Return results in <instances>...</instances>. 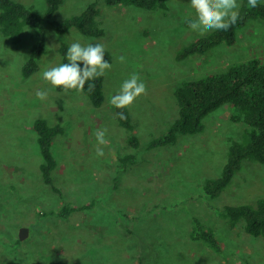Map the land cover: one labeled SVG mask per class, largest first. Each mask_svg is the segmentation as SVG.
Returning <instances> with one entry per match:
<instances>
[{
    "label": "rangeland",
    "instance_id": "obj_1",
    "mask_svg": "<svg viewBox=\"0 0 264 264\" xmlns=\"http://www.w3.org/2000/svg\"><path fill=\"white\" fill-rule=\"evenodd\" d=\"M19 1L44 16V0ZM93 1L104 35H57L46 19V52L31 78L22 76L21 66L30 53L32 30L26 27L17 43L0 32V264H264V239L246 233L241 223L230 226L201 189L204 178L219 174L229 138L240 137L243 124L231 119L229 105L209 113L201 132L145 148L177 116L173 90L183 79L250 58L264 61V19L237 29L231 45L177 60L179 47L203 35L188 27L197 18L190 0H169L165 11L62 0L49 19L62 20ZM59 40L100 43L113 53L101 107L42 78L43 71L60 64ZM133 73L147 91L128 107L133 123L128 131L114 119L110 98ZM39 90L48 94L43 101L36 97ZM37 116L64 127L52 142L53 179L60 193L39 172L42 158L32 125ZM98 129H107L109 141L100 146L102 157L96 155ZM131 134L138 138L137 147L128 142ZM126 154L135 162L124 166L120 157ZM260 195L264 163L245 160L234 182L210 202L254 203ZM66 203L89 207L62 216ZM192 216L215 228L221 253L189 238ZM23 226L28 232L20 239Z\"/></svg>",
    "mask_w": 264,
    "mask_h": 264
},
{
    "label": "trees",
    "instance_id": "obj_2",
    "mask_svg": "<svg viewBox=\"0 0 264 264\" xmlns=\"http://www.w3.org/2000/svg\"><path fill=\"white\" fill-rule=\"evenodd\" d=\"M169 0H103L108 6L130 5L139 8L165 11ZM44 16L36 12L31 5L19 0H0V32L13 43L21 39L26 27L33 32V43L29 56L21 66L24 78L33 77L39 69V61L46 52V30L44 21L50 20L54 32L64 35L67 32L78 33L83 36L101 37L104 28L97 17L100 9L96 3L89 2L79 13L72 14L62 20L49 19L58 10L62 0H44ZM239 19L227 30H211L200 35L179 47L174 56L183 60L189 56L205 54L218 45H231L236 40L237 29L245 26L252 20L264 19V2L258 0V5L252 8L247 0H240ZM71 44L59 40L56 50L59 53L60 64L67 63V49ZM105 60L111 62L113 53L105 48ZM82 67V66H81ZM93 83L90 91L88 84ZM60 91L76 92V90ZM84 94L93 107H101L105 102L104 76L86 82ZM175 103L178 108L177 116L168 124L165 131L152 138L146 149L172 144L181 134H195L204 128V118L222 105H229L232 110L231 119L242 123L243 128L239 139L229 138L224 159L219 174L203 179L201 189L209 205L215 212L234 226L242 224L243 230L253 236L264 239V195L258 196L254 203L231 204L225 203L215 206L210 200L218 198L235 180L244 161L264 163V61L259 58H250L244 61L233 62L222 70L207 73L192 79H183L173 90ZM117 113H123L126 119H120ZM114 119L117 124L132 131L133 123L128 107L117 109L114 107ZM36 142L42 161L39 172L44 183L60 193L54 184L53 173L57 160L52 152L53 138L64 133L60 124L50 125L45 117L37 116L33 120ZM128 142L133 146L139 145L138 138L131 134ZM121 165L135 162L132 154L120 157ZM89 204L74 206L64 204L59 214L68 216L72 211L83 210ZM188 236L191 240L201 243L213 252L221 253L222 247L215 228L204 223L198 216L190 218Z\"/></svg>",
    "mask_w": 264,
    "mask_h": 264
},
{
    "label": "clouds",
    "instance_id": "obj_3",
    "mask_svg": "<svg viewBox=\"0 0 264 264\" xmlns=\"http://www.w3.org/2000/svg\"><path fill=\"white\" fill-rule=\"evenodd\" d=\"M191 7L196 12V20L190 21L188 27L193 31L204 34L211 30H227L237 22L239 17V4L237 0H190ZM250 7L255 8L258 0H247ZM67 63L51 67L42 72V78L55 88L64 90H84L86 82L104 76L112 65L105 60V46L100 43L81 44L79 41L73 42L67 49ZM121 62L124 57H119ZM83 65L81 67L80 65ZM93 83L88 84L91 91ZM146 85L133 73L126 79L118 92L110 98V104L117 109L131 107L135 100L146 94ZM47 92L39 90L36 97L40 100L47 98ZM120 119H126L123 113H117ZM107 129H98L96 132V155H104L103 145L109 141L106 139Z\"/></svg>",
    "mask_w": 264,
    "mask_h": 264
},
{
    "label": "water",
    "instance_id": "obj_4",
    "mask_svg": "<svg viewBox=\"0 0 264 264\" xmlns=\"http://www.w3.org/2000/svg\"><path fill=\"white\" fill-rule=\"evenodd\" d=\"M27 232H28L27 227H24V226L21 227L20 230H19V238H20V239L25 238L26 235H27Z\"/></svg>",
    "mask_w": 264,
    "mask_h": 264
}]
</instances>
